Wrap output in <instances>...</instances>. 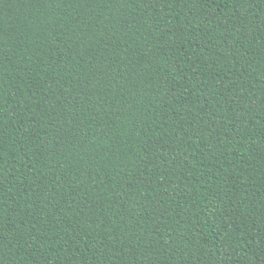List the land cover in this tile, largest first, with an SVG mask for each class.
<instances>
[{"label":"trees","instance_id":"16d2710c","mask_svg":"<svg viewBox=\"0 0 264 264\" xmlns=\"http://www.w3.org/2000/svg\"><path fill=\"white\" fill-rule=\"evenodd\" d=\"M0 264H264V0H0Z\"/></svg>","mask_w":264,"mask_h":264}]
</instances>
